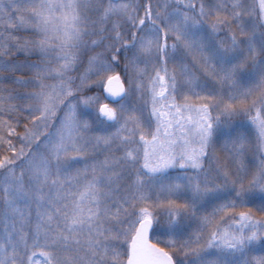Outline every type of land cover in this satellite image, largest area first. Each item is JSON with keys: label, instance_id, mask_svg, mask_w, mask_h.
I'll list each match as a JSON object with an SVG mask.
<instances>
[{"label": "snow or ice", "instance_id": "snow-or-ice-1", "mask_svg": "<svg viewBox=\"0 0 264 264\" xmlns=\"http://www.w3.org/2000/svg\"><path fill=\"white\" fill-rule=\"evenodd\" d=\"M0 264H264V0H0Z\"/></svg>", "mask_w": 264, "mask_h": 264}]
</instances>
